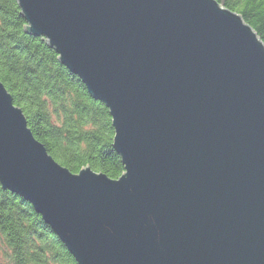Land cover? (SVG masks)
<instances>
[{
	"label": "water",
	"instance_id": "obj_1",
	"mask_svg": "<svg viewBox=\"0 0 264 264\" xmlns=\"http://www.w3.org/2000/svg\"><path fill=\"white\" fill-rule=\"evenodd\" d=\"M104 105L123 173L73 174L0 83V188L76 264H264V44L215 0H16Z\"/></svg>",
	"mask_w": 264,
	"mask_h": 264
},
{
	"label": "trees",
	"instance_id": "obj_2",
	"mask_svg": "<svg viewBox=\"0 0 264 264\" xmlns=\"http://www.w3.org/2000/svg\"><path fill=\"white\" fill-rule=\"evenodd\" d=\"M215 1L238 13L264 44V0ZM24 25L16 0H0V83L33 138L73 174L88 166L117 179L123 167L107 109ZM0 264L76 263L27 202L0 188Z\"/></svg>",
	"mask_w": 264,
	"mask_h": 264
},
{
	"label": "bare ground",
	"instance_id": "obj_3",
	"mask_svg": "<svg viewBox=\"0 0 264 264\" xmlns=\"http://www.w3.org/2000/svg\"><path fill=\"white\" fill-rule=\"evenodd\" d=\"M113 180V179H112Z\"/></svg>",
	"mask_w": 264,
	"mask_h": 264
}]
</instances>
